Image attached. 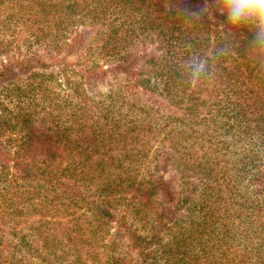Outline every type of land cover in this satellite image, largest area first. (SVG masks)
<instances>
[{"label": "rangeland", "instance_id": "obj_1", "mask_svg": "<svg viewBox=\"0 0 264 264\" xmlns=\"http://www.w3.org/2000/svg\"><path fill=\"white\" fill-rule=\"evenodd\" d=\"M136 1L91 2L108 12L97 34L78 13L47 33L0 23V64L42 60L0 84V116L22 113L40 131L31 161L44 169L22 179L10 157L0 162V264H142L133 232L148 240L144 264H264V109L238 117L214 110V98L194 110L188 98L165 99L142 58L160 47ZM111 24L129 34L122 49L135 55L132 69L149 89L114 70L117 55L99 51ZM94 65L107 72L85 77ZM194 83L188 77L172 93ZM83 117L98 119V145L81 137ZM7 130L0 155L15 157L25 130Z\"/></svg>", "mask_w": 264, "mask_h": 264}, {"label": "trees", "instance_id": "obj_2", "mask_svg": "<svg viewBox=\"0 0 264 264\" xmlns=\"http://www.w3.org/2000/svg\"><path fill=\"white\" fill-rule=\"evenodd\" d=\"M95 1L99 0H90V2L88 0H0V23L4 25L11 19H15L16 22H21L29 32L37 29L47 33L53 26L63 23L65 19L74 18L78 13L84 20H90L87 24L88 28H96L108 12L105 6L90 4ZM136 3H139L137 8L142 6L148 12L143 26L150 30L152 35H156L160 47H157V53L148 52L142 58L144 63L150 65L148 72L155 76V83L160 84L167 92L165 99H171L174 96L188 98L186 109L194 110L200 106L205 108L209 99L214 98L215 101H211L210 105L217 112H227L231 109L232 112L237 113L238 117L243 115V117L256 118L259 115L264 109V61L257 59L251 53L252 33L250 31L241 28L229 34L222 28L223 17L214 15L211 9L206 14L200 15L199 10L205 0H137ZM108 26L107 34L98 36L101 38L99 51L106 55H117L114 59L116 61L114 70L130 75L134 85L141 84L145 90L147 87L149 89L147 84L149 80L141 78L142 73L132 69L135 55L122 49L129 34L124 36L117 26L113 24ZM97 31L99 30L96 28L94 34H97ZM0 45H2L1 42ZM206 50L209 51L208 54ZM34 56L0 64V84L4 85L11 80H16L20 74L28 72L42 61ZM52 60L63 63L56 57ZM194 60L206 61L205 75L195 80L194 87L189 92L176 91L173 94L174 88L186 87L184 80L192 77L188 64ZM81 72L85 77H90L97 73L104 74L107 70L102 66L94 65L86 66ZM22 115L20 113L19 116H14L11 118L12 121H9V118L3 120L5 116H0V130L4 132L9 131L7 128L25 130L23 146L15 152V157L2 153L0 162L5 167L6 160H9L6 157H10L13 174L16 178L24 179L30 174H38L39 170L43 174L44 169L37 165L36 159L34 162L31 161V158H35L38 154L37 139L40 131L23 121ZM81 120L84 122L81 137L89 145L93 143L98 145L100 137L104 135L101 126H96L98 119L91 122L90 119L83 117ZM109 133L113 134V130L110 129ZM49 138L46 143H50ZM106 144V142L102 143V145ZM53 151L49 152L50 156L58 154L57 148ZM27 155L26 160H20ZM13 182L14 180L10 184H14ZM158 184H163L164 196L171 195L164 180L159 179ZM158 233L153 234V239ZM147 243L148 240L145 238L134 232L131 234V246L138 248L141 252L142 264L150 259L147 257L149 248H145ZM218 263L220 261L211 262V264Z\"/></svg>", "mask_w": 264, "mask_h": 264}, {"label": "clouds", "instance_id": "obj_3", "mask_svg": "<svg viewBox=\"0 0 264 264\" xmlns=\"http://www.w3.org/2000/svg\"><path fill=\"white\" fill-rule=\"evenodd\" d=\"M209 9L223 17L222 28L229 34L235 29H247L252 33L251 53L264 61V0H205L199 14ZM206 61L194 60L188 64L192 79L199 80L206 73Z\"/></svg>", "mask_w": 264, "mask_h": 264}]
</instances>
